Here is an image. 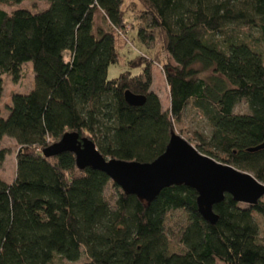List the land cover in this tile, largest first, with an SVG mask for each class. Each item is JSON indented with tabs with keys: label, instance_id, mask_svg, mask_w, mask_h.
Returning <instances> with one entry per match:
<instances>
[{
	"label": "trees",
	"instance_id": "1",
	"mask_svg": "<svg viewBox=\"0 0 264 264\" xmlns=\"http://www.w3.org/2000/svg\"><path fill=\"white\" fill-rule=\"evenodd\" d=\"M24 1L0 0V103L4 76L18 82L26 63L36 74L30 94L12 96L7 118L0 107V142L10 137L19 146L15 181L0 177V264H53L57 257L87 258L84 264H264V198L251 206L226 195L211 224L188 187L165 189L148 205L105 173L80 170L72 153L44 155L66 133H77L106 159L152 163L192 104L210 129L197 150L264 184V148L250 151L264 144V0H136L143 6L137 42L149 51L160 43L169 57V110L152 91L150 56L137 53L127 71L108 78L121 59L125 0H38L50 3L41 13L3 9ZM127 92L145 103L129 105ZM242 102L248 114L235 113ZM7 156L0 149V167ZM111 182L119 190L114 201L106 194ZM177 211L187 215L180 251L166 229L168 214Z\"/></svg>",
	"mask_w": 264,
	"mask_h": 264
},
{
	"label": "water",
	"instance_id": "2",
	"mask_svg": "<svg viewBox=\"0 0 264 264\" xmlns=\"http://www.w3.org/2000/svg\"><path fill=\"white\" fill-rule=\"evenodd\" d=\"M126 101L131 106H142L145 97L127 92ZM263 148L264 144L250 151ZM63 153L74 154L80 170L92 168L105 173L125 194L134 195L148 205L163 190L173 186L195 190L199 213L211 224L218 221L214 207L222 203L226 195L251 206L264 198V184L251 174L201 154L176 133L172 134L165 153L152 163L106 159L92 140L81 139L77 133H66L44 151L47 158Z\"/></svg>",
	"mask_w": 264,
	"mask_h": 264
},
{
	"label": "rangeland",
	"instance_id": "3",
	"mask_svg": "<svg viewBox=\"0 0 264 264\" xmlns=\"http://www.w3.org/2000/svg\"><path fill=\"white\" fill-rule=\"evenodd\" d=\"M49 6L50 3L46 1L26 0L20 4L4 5L3 9L9 13H12L18 9H27L34 13H41L47 10ZM124 10L126 11L128 23L122 32L123 36L120 34V36L123 38L119 37L117 39V46L120 51L121 59L119 63L110 67L108 78L110 80L117 79L120 74L127 71L128 62L134 58L137 53H140L141 55L144 53L145 55L150 56L155 62L153 72L154 83L152 86V91L160 97L164 110H169L171 102L170 90L163 70V67L167 63L170 64L169 57L163 51L160 43L157 44L153 50L149 51L140 46V44L137 42V30L141 25L138 17L140 16V10H143V6L136 0H125ZM103 23L104 19L102 14H98L97 26H101ZM240 30L245 34L248 33L247 29L241 28ZM124 36H126L127 39ZM203 76H208V74H203ZM35 78L36 74L34 72L32 63H26L22 66L21 77L18 82H14L13 79L8 75L3 77L4 94L0 103V107L2 110V116L4 118L9 116L7 106L12 104V96L14 94H30L35 87ZM249 112L250 111L245 102L237 105L235 110L236 114H248ZM175 133L197 149V144L200 142V136H209L210 129L204 116L191 104L186 109L180 123L176 124ZM0 149H5L8 152L5 162L0 167V177L6 183L11 184L16 179L17 153L19 151V146L14 139L6 137L0 142ZM118 193L119 190H117L113 186V182H111L106 191L108 198L114 201ZM186 224L187 215L183 211H177L168 214L166 229L170 235L171 247L173 250L177 249L180 251L182 249L179 232L186 226ZM87 260V258H84L78 263H70L57 257L53 264H84ZM217 264L224 263L218 261Z\"/></svg>",
	"mask_w": 264,
	"mask_h": 264
}]
</instances>
